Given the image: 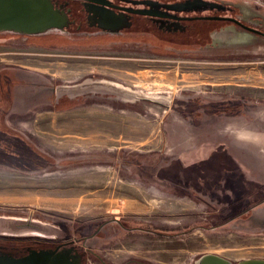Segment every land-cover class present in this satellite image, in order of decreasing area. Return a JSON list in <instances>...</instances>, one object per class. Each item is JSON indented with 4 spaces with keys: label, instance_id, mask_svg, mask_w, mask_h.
<instances>
[{
    "label": "rangeland",
    "instance_id": "1",
    "mask_svg": "<svg viewBox=\"0 0 264 264\" xmlns=\"http://www.w3.org/2000/svg\"><path fill=\"white\" fill-rule=\"evenodd\" d=\"M141 1L157 8L152 0ZM66 3L77 9V2ZM235 4L234 11L204 9V14L236 16L264 32V0ZM179 5L166 7L181 10ZM192 5L195 11L203 10L196 1ZM133 21L143 26L127 29L125 36L154 38L159 47L106 42L102 47L94 44L95 36L84 35L87 27L74 36L67 31L28 37L0 33V113L10 111L0 128V146L5 135H18L27 144L18 145L22 151L36 150L44 157L18 160L12 147L13 161L25 165L32 160L34 167L0 161V216L40 219L59 228L65 236L56 241L78 250L80 264H194L204 254L231 263L264 259V218L259 229L250 218L264 202L262 184L238 177L221 187L205 185L202 193L160 173L195 146L190 136L197 118H192L194 93L207 92L200 96L211 102L230 96L247 99L238 117L210 115L227 121L232 150L235 126L242 122L249 127L254 113L264 118V40L238 26L216 34L214 29L225 25L221 21H193L186 32L175 33L155 30L142 16L135 15ZM192 32L196 43L189 39ZM227 38L238 45L227 43ZM211 41L210 49L195 52L163 47H201ZM184 54L199 58L186 60L192 58ZM230 57L237 59L228 61ZM199 73L203 77L197 81L202 83L188 78ZM224 130L212 126L208 138L218 140ZM128 155L140 156L139 164L134 166L124 157ZM208 164L221 166L217 158ZM152 167L156 169L149 171ZM234 194L242 197L230 204ZM258 199L261 203L246 217L229 220ZM133 208L138 211H130ZM83 238L89 240L80 243ZM12 239L0 238V245L19 244Z\"/></svg>",
    "mask_w": 264,
    "mask_h": 264
},
{
    "label": "crops",
    "instance_id": "2",
    "mask_svg": "<svg viewBox=\"0 0 264 264\" xmlns=\"http://www.w3.org/2000/svg\"><path fill=\"white\" fill-rule=\"evenodd\" d=\"M197 1H200L199 6L200 8H203L204 7L203 4L205 1H201V0H197ZM226 1L229 3L227 2L223 3L222 1L221 2L226 6L233 7V5L236 6L235 3L238 0H226ZM209 4L214 5L211 3ZM224 28H228V30L230 31L231 29H235L233 25L225 24L224 26L214 29L213 32L216 34L222 33L223 31H226ZM63 30L64 27L62 30H52L49 31V33L53 31L62 32ZM93 32L94 29H88L85 32L83 31V33H87L84 35H90V36L93 35L96 37L95 41H93L94 44L101 45V43L106 42L107 45L109 43V41L107 39H104L102 35L92 34ZM195 34H196L195 32H192L189 35L190 37L189 39L193 41V43H196ZM209 34L210 37L212 38L211 31ZM99 37H101L100 40H98ZM228 39L229 38H227L226 40L228 41L227 43L238 45V43L233 39H229V40ZM183 40L184 38H180L181 42ZM0 41H4V40L0 39ZM154 42H155L154 44L157 45L156 39L154 40ZM211 45H212V41L211 43L209 42L208 44L201 47L198 46L196 47L192 43H190L188 46H184L180 44L178 45L172 44L163 47L173 48L174 51L177 52H185V51L195 52L196 50L201 51V49L202 50L207 48L210 49ZM101 46L104 47L105 45H101ZM232 59H237V58L230 57L228 61H232ZM186 60H196V59H186ZM199 75H201V73L188 75V78L193 79L195 83H202L200 81H197V79H199ZM201 77H203V75H201ZM179 79L181 80V77ZM244 85L245 84H242L241 86ZM195 86L196 84H194L193 87ZM196 89L198 90V88ZM206 93L207 92H199V94L194 93L193 95H195V97L192 99L196 101L198 100L201 102L202 105L206 106L205 104L208 102V100L204 98L205 96H200V95H205ZM214 101L216 102L217 100ZM251 103L252 105L255 104L253 101ZM191 104H192V112H193L192 118L197 117L196 119H194L195 121L190 125L192 127L190 134L191 141L195 143V146L191 149V151L187 150L186 157L177 156L176 158L172 159L170 167L160 169V173H164L166 177H170L176 183L183 185V187L194 189L197 192L201 191L202 193H205L204 191L206 187L205 185H210L211 183H213L217 185L216 187H221L226 182H230V183L235 182V180L238 177H241V179L239 180L243 181L244 183L255 182V183H260L264 186V128H263L264 118H262V113H254L255 117L253 116V119L251 120L252 123L250 122L249 127L242 122L239 125L235 126L236 128L234 132H231L233 134H231L232 140L230 142H234V146H233L234 148L232 150L228 146L229 141L226 132L229 130H228L227 121L222 119L221 117L208 115L207 113L204 112V109L201 104L198 103H191ZM9 112L10 111H7L6 114L0 113L1 125H6L7 116ZM177 113L179 114V112ZM180 117L184 119L182 115H180ZM174 121H176V124L178 125L181 124V120L179 118H176ZM184 121L191 122L190 119H184ZM254 121L256 122L255 125H253ZM215 125L218 128H222V130L225 128L223 133L224 137L218 140H216V138L214 140H211V138H208L210 136L209 132H211L212 126ZM253 127L257 129H252ZM198 128H202V131L200 132ZM205 130L207 131V133H205ZM211 158H217L220 160L221 166H218L219 169H214L212 168L213 165L208 164ZM221 160L222 161L224 160L225 162L227 161L230 166L226 167L225 164L222 165ZM168 168H170L169 169L171 174L170 176H168L167 174ZM182 174L184 175L186 174V175L184 176ZM210 174L212 175V178L209 177ZM245 174L250 175V178L253 179L250 178L249 180L245 179L244 178V176H246ZM241 197H242L241 195L234 194L233 200L230 201V204L233 201L240 199ZM130 211H138V210L133 208ZM250 218L252 223L253 222L258 223L256 227L257 229H259V224L262 223L264 218V202L253 210Z\"/></svg>",
    "mask_w": 264,
    "mask_h": 264
},
{
    "label": "water",
    "instance_id": "3",
    "mask_svg": "<svg viewBox=\"0 0 264 264\" xmlns=\"http://www.w3.org/2000/svg\"><path fill=\"white\" fill-rule=\"evenodd\" d=\"M101 5L114 7L106 3H101ZM203 5L202 9L205 10L216 7L209 3ZM60 9L61 7L56 9L51 0H0V33L8 32L23 36H35L52 30H62L69 24V19ZM120 9L131 14L153 15L140 10ZM183 19L225 21L252 34L264 37V33L244 25L241 20L236 18L210 16ZM64 236L65 234L59 228L40 219L0 216V237L56 241L64 239ZM0 264H80V257L76 250L64 247L60 250L32 252L19 260L0 255ZM194 264H264V259H247L231 263L218 255L204 254Z\"/></svg>",
    "mask_w": 264,
    "mask_h": 264
},
{
    "label": "flooded vegetation",
    "instance_id": "4",
    "mask_svg": "<svg viewBox=\"0 0 264 264\" xmlns=\"http://www.w3.org/2000/svg\"><path fill=\"white\" fill-rule=\"evenodd\" d=\"M67 1L68 0H62V1L51 0V3L54 5L55 8L61 7V9L66 11L68 15V19L70 20L69 24L66 27L67 30L64 29L63 32L67 31L66 33L67 35H73V36L79 35V30L82 27H87L90 29H94V32L92 34L108 36L107 40L109 41V44L112 43L113 44L121 43L123 45L140 44L143 46L150 45L154 47H159L158 45L154 44L155 43L154 38L149 39L146 38L145 36L144 37L141 36L140 38L126 37L125 31L127 29H131L134 26L141 27L143 26V24L134 23L133 17L137 14L127 13L125 11H122L120 8L140 10L146 12L147 14H153V15H137V16H142L143 18L148 19L150 21L151 26H153L155 30L165 33H175L178 32V30L181 32H186L187 29L185 30L183 26H190L189 25L190 22L207 21V20H198V19L186 20L183 18L210 17L204 14L206 12L204 9L200 10L199 8H197V10L195 11V8L193 7L192 3L194 1L200 3V1L197 0H152L153 3L158 4L157 8L154 7L155 4L148 5V4L140 3L143 2L141 0H73L77 2L78 5L77 9L74 11L69 9L68 6L69 3H66ZM144 1L146 2L148 0H144ZM201 1H205L204 3L214 4L216 7L211 8L212 10L226 11L222 8L224 4L221 1H216V0L214 1L212 0V2L211 0H201ZM101 3H106L114 7H106L104 5H101ZM168 4L170 5L181 4L179 5V7L181 6L183 8L181 10L167 8L166 6H168ZM230 8L233 10L234 7L230 6ZM196 12L198 13L203 12V14L194 15L193 13ZM215 16H222V15H215ZM231 18H236V16L235 17L232 16ZM241 22L243 23V21ZM243 24L249 26L245 23ZM229 25H233V24L231 23ZM0 238H4V237H0ZM12 240L18 241L19 244L10 245V246L0 245V255L11 257L15 260L23 259L32 252L38 253L47 250H55V249L60 250L64 247L70 246L69 243L67 242L62 243V241H44V240L35 241L31 239V241L25 242L22 240L19 241L17 239H12ZM88 240L89 238H83L79 240V242L85 243ZM36 242H40L41 244Z\"/></svg>",
    "mask_w": 264,
    "mask_h": 264
},
{
    "label": "trees",
    "instance_id": "5",
    "mask_svg": "<svg viewBox=\"0 0 264 264\" xmlns=\"http://www.w3.org/2000/svg\"><path fill=\"white\" fill-rule=\"evenodd\" d=\"M58 1H62V0H58ZM222 8L224 10H230L231 9L230 6H225V5H223ZM230 11H234V9L233 10L231 9ZM215 15H221V14L217 13ZM221 22H223L225 24H231V23L225 22V21H221ZM183 27L185 28V30L187 29V26H183ZM259 31L264 33L261 30H259ZM178 32H181V31L178 30ZM260 37H262V36H260ZM262 39L264 40V37H262ZM182 56L185 57V58L190 57L192 59L199 58L197 56H193V55L187 56L185 54L182 55ZM209 59H212V58H209ZM246 100L247 99L243 98L242 96H230V97H227V98H224V99L222 98L218 102L208 101L205 104L206 106L202 105L201 102L198 101V100L197 101L193 100L192 103L201 104L203 109H204V112L207 113L208 115H219V116H221V115L222 116L234 115L235 117H238V116L242 115V110H244L245 101ZM1 127H4V126L0 124V128ZM0 134H3V133H0ZM5 141L6 142L1 144V146H0V149L2 150V156H3L2 158H0V161L8 164L9 166H12V167H16V166L34 167L32 160H30V162L28 164H25V165H22V164H19V163H16L15 161H13L10 158L12 147L13 148L15 147L17 149L18 155H17L16 159H18V160H20L21 158H23L25 156H33V159H34V157H37L39 159H43L44 158L43 155L41 153H39V152H36V150H33V151L31 150L30 153H26L25 151H22V147L18 146V145H20V143H23L24 145L27 146V144H25L23 142V140L21 139V137H19L18 135L7 134V135H5ZM124 157L126 159L133 160L134 166H135V164H137V165L139 164L140 158H141L140 156L136 157V155H134V156L128 155V156H124ZM157 159H160L162 161L163 158H161V157L159 158L158 157ZM43 163H45V162L43 161L41 164H43ZM139 168L146 170L145 167H139ZM155 169H156L155 167H152V168L149 169V171H154ZM261 201H262V199H258V200L254 201V202H251V203L247 204L246 206L242 207L238 211L232 213L231 217L229 218V220L246 217L248 215V213L256 205L261 203ZM229 220H226V222H223L222 224L227 223V221H229ZM192 229H194V228H192ZM132 230L133 231H141L140 229H137V228H134ZM144 232L147 233L148 231H144Z\"/></svg>",
    "mask_w": 264,
    "mask_h": 264
},
{
    "label": "bare ground",
    "instance_id": "6",
    "mask_svg": "<svg viewBox=\"0 0 264 264\" xmlns=\"http://www.w3.org/2000/svg\"><path fill=\"white\" fill-rule=\"evenodd\" d=\"M107 190V189H106ZM116 194V193H115Z\"/></svg>",
    "mask_w": 264,
    "mask_h": 264
},
{
    "label": "built area",
    "instance_id": "7",
    "mask_svg": "<svg viewBox=\"0 0 264 264\" xmlns=\"http://www.w3.org/2000/svg\"><path fill=\"white\" fill-rule=\"evenodd\" d=\"M262 63H264V62H262Z\"/></svg>",
    "mask_w": 264,
    "mask_h": 264
}]
</instances>
